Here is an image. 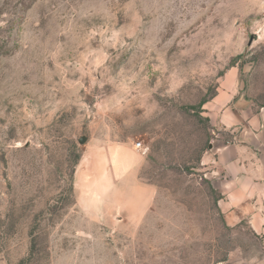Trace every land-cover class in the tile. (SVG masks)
<instances>
[{"label":"rangeland","instance_id":"374dc122","mask_svg":"<svg viewBox=\"0 0 264 264\" xmlns=\"http://www.w3.org/2000/svg\"><path fill=\"white\" fill-rule=\"evenodd\" d=\"M27 1L0 0V264H264L206 160L240 128L217 95L264 115V0ZM121 142L148 147L137 187L83 210Z\"/></svg>","mask_w":264,"mask_h":264},{"label":"crops","instance_id":"0c3cea01","mask_svg":"<svg viewBox=\"0 0 264 264\" xmlns=\"http://www.w3.org/2000/svg\"><path fill=\"white\" fill-rule=\"evenodd\" d=\"M210 104L207 110L214 125L229 129L240 126L235 142L215 145L213 156L206 159L207 163L213 162L212 182L222 193L220 210L229 226L247 221L264 240V115L252 113L242 99L235 98V93L217 95ZM140 155L134 145L126 142L104 147L105 172L80 186L84 192L78 193V200L83 210L105 205L114 212V206H122L124 196L119 200L118 190L137 187Z\"/></svg>","mask_w":264,"mask_h":264},{"label":"built area","instance_id":"2783aa9c","mask_svg":"<svg viewBox=\"0 0 264 264\" xmlns=\"http://www.w3.org/2000/svg\"><path fill=\"white\" fill-rule=\"evenodd\" d=\"M136 148L141 151L142 154H146L148 147H145L142 142H137L136 143Z\"/></svg>","mask_w":264,"mask_h":264},{"label":"trees","instance_id":"16d2710c","mask_svg":"<svg viewBox=\"0 0 264 264\" xmlns=\"http://www.w3.org/2000/svg\"><path fill=\"white\" fill-rule=\"evenodd\" d=\"M35 1H36V0H28L27 3H26V2L22 3V4H23V7H25V9H27V8H29V7H30ZM24 261H25V259L22 260V261L20 262V264H23Z\"/></svg>","mask_w":264,"mask_h":264}]
</instances>
